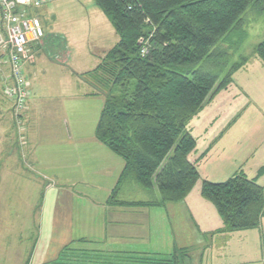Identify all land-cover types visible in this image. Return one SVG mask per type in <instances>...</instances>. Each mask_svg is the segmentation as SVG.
<instances>
[{
  "label": "rangeland",
  "instance_id": "374dc122",
  "mask_svg": "<svg viewBox=\"0 0 264 264\" xmlns=\"http://www.w3.org/2000/svg\"><path fill=\"white\" fill-rule=\"evenodd\" d=\"M25 10L28 15H37L46 30L40 41L44 47L41 54L45 59L39 67L41 72L37 69L36 74L29 72L27 75L31 94L27 110H23L24 120L23 112L20 122L14 114L16 142L22 148L27 140L24 133L25 121L28 120V145L20 163L32 176V181L29 176L27 180L24 177L20 180V174L24 175L21 170L12 172L11 168H4L0 194L6 195L0 197V203L8 200L9 208L15 209L22 205L33 206L43 198L44 219L47 214H56L58 219L59 210L66 207L76 228L82 225L79 219L83 214L78 210L93 205V200H104L108 194L101 186L106 183L105 175H86L83 172L84 164L99 162L94 157L95 144L89 142L96 139L95 128L105 99L102 92H94L100 90L89 82L84 73L100 62L119 40V35L96 0H52L38 6H27ZM245 24L244 31L234 34V38L241 42L230 61H237L244 54L248 55L247 62L231 74V81L226 86L219 87L207 98L187 125L197 139L195 151L200 154L205 149L206 153L216 156L215 160L198 166L201 175L189 193L190 198H195V194L201 191L206 172L213 178L227 179L236 171H248L256 163L258 166L264 163V61L253 52L254 46L264 37V10H254ZM56 50L60 51L61 57L64 55L62 50L69 53L71 57L67 64L54 59ZM2 51L1 48L0 86L9 101L8 106L13 109L14 100L6 92L9 66L3 60ZM72 96L75 98H69ZM64 120L71 135L78 139L77 145L68 149L63 148L62 141L57 138ZM97 143L113 153L111 155L116 161H124L104 143ZM195 151L191 157L195 156ZM201 159L199 155L197 163ZM212 162L213 172L208 166ZM259 174H264L263 166ZM65 183L76 185L67 191L63 187ZM158 196V189L154 191L132 181L125 184L120 194L125 199H154ZM200 198L206 201L197 202L203 217H210L211 225H218L214 228L215 235L224 236L223 240H226V247L223 243L206 251L203 264H262L264 227L225 230L212 201L207 202L204 196ZM194 219L197 224V217Z\"/></svg>",
  "mask_w": 264,
  "mask_h": 264
},
{
  "label": "trees",
  "instance_id": "16d2710c",
  "mask_svg": "<svg viewBox=\"0 0 264 264\" xmlns=\"http://www.w3.org/2000/svg\"><path fill=\"white\" fill-rule=\"evenodd\" d=\"M96 2L119 35L100 62L84 73L100 90L94 92L105 96L95 136L124 159L108 202L159 206L183 200L201 175L191 158L197 139L187 125L247 62L244 54L230 61L241 42L234 34L244 31L254 10H264V0ZM253 52L264 61V37ZM130 181L158 189L160 196L121 198ZM200 192L215 205L225 230L259 226L264 216V185L243 171L222 181L203 178ZM187 250L140 257L126 252L135 255L127 263L188 264Z\"/></svg>",
  "mask_w": 264,
  "mask_h": 264
},
{
  "label": "crops",
  "instance_id": "0c3cea01",
  "mask_svg": "<svg viewBox=\"0 0 264 264\" xmlns=\"http://www.w3.org/2000/svg\"><path fill=\"white\" fill-rule=\"evenodd\" d=\"M1 27L0 20V31ZM32 49L35 61L25 64L24 70L27 75L29 72L31 75L32 73L36 74L37 69L41 72L39 67L45 60L41 54L43 52L41 49H44L41 42L34 43ZM62 52L66 56L61 57L60 51L58 53L56 50L53 57L58 62L67 64L71 56L63 50ZM8 102L0 86V182H2L1 171L4 168H11L12 172L21 170L24 175L19 173V179L24 177L27 180L29 176L32 181V176L28 175L25 167L20 163L24 160L25 146L28 145V120L25 121L24 133L27 140L22 148L16 142L15 117ZM23 113L24 120L25 112ZM190 132L192 133L191 130ZM57 138L62 141L63 148L66 149L74 147L78 141L71 135L66 120L61 123ZM97 140V138L94 141L90 140L89 143L95 144L94 157L99 162L95 165L84 164L83 172L86 175L102 174L106 176V183L101 185L108 193L106 198L102 201L93 200V205L78 210L83 214L79 219L82 221V225L76 228L75 225H72L74 218L66 207L59 210L61 214L58 215V219H56V214H47L44 219L43 198L33 206L32 204L22 205L15 209L9 208L8 200L4 202L1 200L0 264H128L127 261H130V258H135V255L126 252H133L137 254V257L151 256L152 254L168 255L174 249L181 248L188 249V254L191 255V258L187 260L188 264H203L202 258L209 248L225 243L224 236L215 235L216 229L214 228L218 225L212 226L208 220L210 217H203L197 207L198 201L206 202L200 198L202 196L199 195L200 192L195 194V198H190L191 194H188L183 200L167 202L159 206L109 203L111 189L122 171L124 161H116L111 155L113 153L104 149L100 143H97L99 141ZM193 153L195 156L191 158L198 164L197 166L216 159L212 153H206L205 149L200 154L197 150ZM199 155L202 159L197 163L196 159ZM208 166L213 172V162ZM262 166L264 167V163L261 166L256 163L248 171L243 169V172L264 185V174H259ZM203 177L216 181L225 179L213 178L209 172H206ZM108 183L111 184L108 185ZM73 185L76 184L65 183L63 187L68 191L72 189ZM42 194L41 191V196ZM5 195V193L0 194V197ZM206 200L209 202L208 199ZM57 210L56 208L55 211ZM8 212H10L9 215ZM195 217L198 220L197 224ZM219 217L223 221L220 215ZM223 226L225 229L224 223ZM260 226L264 227V216ZM261 241L264 246V236ZM194 253H197V256ZM262 264H264V258Z\"/></svg>",
  "mask_w": 264,
  "mask_h": 264
},
{
  "label": "built area",
  "instance_id": "2783aa9c",
  "mask_svg": "<svg viewBox=\"0 0 264 264\" xmlns=\"http://www.w3.org/2000/svg\"><path fill=\"white\" fill-rule=\"evenodd\" d=\"M49 1L52 0H0V49H3V60L9 66L6 92L14 100L13 112L19 122L31 94L24 67L26 63L35 61L32 45L39 43L46 35L41 19L37 15H28L25 7ZM28 34L32 36L29 37ZM141 52H147L146 42L143 43Z\"/></svg>",
  "mask_w": 264,
  "mask_h": 264
},
{
  "label": "bare ground",
  "instance_id": "6f19581e",
  "mask_svg": "<svg viewBox=\"0 0 264 264\" xmlns=\"http://www.w3.org/2000/svg\"><path fill=\"white\" fill-rule=\"evenodd\" d=\"M28 36H29V37H31V36H32V34H28Z\"/></svg>",
  "mask_w": 264,
  "mask_h": 264
}]
</instances>
